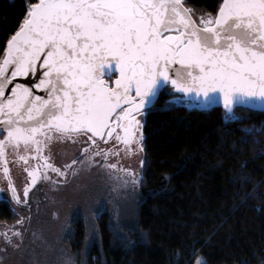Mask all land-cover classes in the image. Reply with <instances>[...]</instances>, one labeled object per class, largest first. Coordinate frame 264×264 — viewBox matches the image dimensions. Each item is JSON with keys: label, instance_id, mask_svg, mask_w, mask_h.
<instances>
[{"label": "snow or ice", "instance_id": "obj_1", "mask_svg": "<svg viewBox=\"0 0 264 264\" xmlns=\"http://www.w3.org/2000/svg\"><path fill=\"white\" fill-rule=\"evenodd\" d=\"M186 3H30L0 59V131L6 133L0 139V157L7 147L18 154L21 143L25 152H39L53 139L76 143L81 135L93 145L97 137L107 143L105 135L112 138L117 127L124 132L115 136L117 142H136L143 151L142 132L135 140L142 124L134 112L143 114L165 84L205 101L222 97L228 110L241 101L264 104V0H222L215 17L202 14L198 22ZM29 77L32 84L17 83L5 94L13 80ZM47 167L63 174L51 164ZM4 172L8 174L7 167ZM29 190L24 189V197Z\"/></svg>", "mask_w": 264, "mask_h": 264}, {"label": "trees", "instance_id": "obj_2", "mask_svg": "<svg viewBox=\"0 0 264 264\" xmlns=\"http://www.w3.org/2000/svg\"><path fill=\"white\" fill-rule=\"evenodd\" d=\"M34 2L0 0V59ZM221 3L186 6L215 17ZM140 122L143 151L136 142L117 151L123 176L139 163L136 216L118 226L115 208L103 209L89 246L86 221L73 219L65 243L79 264H195L200 255L204 264H264V112L201 111L169 87Z\"/></svg>", "mask_w": 264, "mask_h": 264}, {"label": "rangeland", "instance_id": "obj_3", "mask_svg": "<svg viewBox=\"0 0 264 264\" xmlns=\"http://www.w3.org/2000/svg\"><path fill=\"white\" fill-rule=\"evenodd\" d=\"M198 22L201 15L193 13ZM80 151H68L69 164L77 159ZM67 159V160H68ZM133 160V159H132ZM65 168L68 174L67 179H58L57 187L50 196L41 200L42 208L39 214L32 218L33 230H28L21 252H16L17 248L11 246L13 254L11 259L6 261L18 262L19 264H79L71 251L66 246V233L70 229L71 222L81 215L86 221L89 231L87 246L96 236L95 216L103 209H110L117 212L115 217L118 226L130 225L136 216V202L134 194L138 188L139 163L130 165L133 169L134 177L130 178L122 174L108 176L107 171L100 168L94 160V164L88 166L86 163L71 165L70 169ZM107 176V177H106ZM137 180V181H136ZM50 188V187H49ZM49 193L52 191L48 189ZM31 222V220H27ZM21 226V224H19ZM8 228V227H7ZM4 229L6 235H0V245L4 246L3 239L8 238L13 230ZM10 237V236H9ZM6 245L8 243L6 242ZM11 245V240H10ZM10 247V246H9ZM3 248V247H2ZM197 260L201 264L205 263L200 255ZM22 261V262H20ZM14 264V263H13Z\"/></svg>", "mask_w": 264, "mask_h": 264}, {"label": "flooded vegetation", "instance_id": "obj_4", "mask_svg": "<svg viewBox=\"0 0 264 264\" xmlns=\"http://www.w3.org/2000/svg\"><path fill=\"white\" fill-rule=\"evenodd\" d=\"M116 135L122 137L119 127L116 128L112 138L105 135L104 139L108 141L107 143H104L102 139H96V144L93 145L92 141L87 140L86 136L81 135L77 138L76 143H73L71 140L53 139L47 146L41 145L42 150L39 152L35 150L25 152L23 143L20 144L18 154L12 147L6 148L5 155L0 157V229L5 228L13 230V233L19 232L20 235L16 236L12 233L9 235L10 237L7 236L8 238L3 239V242H7L10 247L9 249L3 247L0 248V250H3L4 253H6V250H10V252H7L3 258H0V264H5L6 262L10 263V261L5 262V258L11 259V254L15 251L14 249L12 252V245L17 248L16 252H21L22 254V244L24 245L26 235L30 230H33L31 224L32 218H35L42 208L41 200H43V198L46 199L48 196H50V198L53 197V191H55V187L58 186V179L68 178L67 171L65 168H62L65 162H68L70 159H68V151L80 152L77 155V159L73 160L74 162L71 164L68 162L65 166L67 169H70L68 165L73 164V166H75L77 163L82 162V164H84L86 161L88 166H91V164L95 163L94 160H96L100 168L107 171L108 176L119 175L121 171H124V169H122V161H120L118 154H116L119 149L118 142L115 139ZM5 137L6 133L0 132V139ZM37 139H43V137L38 136ZM29 147L30 149L34 148L32 145ZM86 147L89 148V151L84 153L82 149ZM96 152H100V155H96ZM21 156L25 157L27 163L20 159ZM48 164L59 169L63 174L61 175L53 171L52 168L47 167ZM113 164L116 165L115 168L110 167V165ZM5 167L8 169L7 175H5L4 172ZM29 172H33L34 176H29ZM131 172L133 174V170L126 167L125 173ZM10 185L15 188L16 195L20 197L21 203H17L13 198ZM26 187L30 190L28 196L24 197L23 192ZM48 189L52 191L49 193ZM20 220H23L22 224L18 223ZM27 220H31V222H27ZM19 224H21V226ZM4 231L5 230L2 229L0 233L3 234Z\"/></svg>", "mask_w": 264, "mask_h": 264}, {"label": "water", "instance_id": "obj_5", "mask_svg": "<svg viewBox=\"0 0 264 264\" xmlns=\"http://www.w3.org/2000/svg\"><path fill=\"white\" fill-rule=\"evenodd\" d=\"M185 7H187V6L185 5ZM193 19L196 20L195 17H194V14H193ZM37 67H39V65H37ZM33 82H34V78H32V77H29L28 79L17 78L15 80H13V83L8 86V90H6L5 94L9 95L10 94V89L17 83L30 85ZM169 87L172 88L170 84H165V85H163L160 88V90L158 91L157 96L153 99L152 103L148 105V108L145 110V112L143 114H145L146 111H148L149 109H151L152 107H154L156 105V103H157L160 95L162 94V92L165 89L169 88ZM172 89L177 95H179V97H181V99L183 101L186 102L187 106L197 107L201 111H208V110H212V109H215V108H221V109L225 110L228 113H233L237 108H241L242 107V108L249 109V110H252V111L264 112V104H262L259 101H241V102H238V103L232 105L231 109L228 110V109H226L224 107L222 97H217V99L215 101H205L202 96L200 98H196L193 95H185L183 93L176 92L174 88H172ZM35 94L36 95H41V96L45 95V93L43 91H39V90H35ZM134 115H136V119L140 121L141 114H135V112H134ZM123 123L126 124L127 121H125ZM0 128H2V126H0ZM105 131L107 132V130H105ZM133 131H135V129H133ZM0 132H2V131H0ZM121 135H122V137L124 136V132H123L122 129H121ZM135 135H136V131H135ZM95 139H100V138L97 137Z\"/></svg>", "mask_w": 264, "mask_h": 264}]
</instances>
